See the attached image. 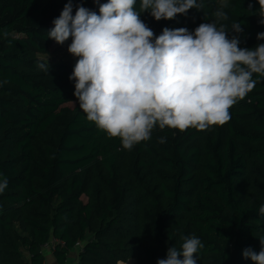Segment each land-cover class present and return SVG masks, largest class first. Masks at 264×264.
<instances>
[{
    "label": "trees",
    "instance_id": "obj_1",
    "mask_svg": "<svg viewBox=\"0 0 264 264\" xmlns=\"http://www.w3.org/2000/svg\"><path fill=\"white\" fill-rule=\"evenodd\" d=\"M67 2L0 0V182L7 179L0 264H46L44 247L52 241L59 264L75 248L77 264H157L190 236L204 245L197 264H253L242 253H258L264 240V78L253 75L255 88L225 124L157 127L150 140L125 150L80 109L69 79L75 63L38 68L47 63L40 55L50 53L48 32ZM201 2L172 20L156 21L149 12L141 19L156 36L165 27L193 32L227 5L229 38L237 36L241 48L264 43L257 39L264 32L258 0ZM72 3L73 15L80 4L99 12L93 0Z\"/></svg>",
    "mask_w": 264,
    "mask_h": 264
},
{
    "label": "clouds",
    "instance_id": "obj_2",
    "mask_svg": "<svg viewBox=\"0 0 264 264\" xmlns=\"http://www.w3.org/2000/svg\"><path fill=\"white\" fill-rule=\"evenodd\" d=\"M99 12L76 6L68 0L54 19L48 38L63 45L77 58L70 80L74 95L87 120L107 134L119 138L131 150L151 139L155 128L206 130L231 118L230 109L264 78V43L254 49L241 48L237 36L229 38V19L223 5L211 23H201L193 32L165 27L159 36L141 19L149 12L156 21L172 20L190 9H200L197 0H93ZM260 23L264 24V0H258ZM251 7V5H250ZM234 32L241 24H231ZM264 40V32L257 34ZM48 71L49 62H38ZM165 143L164 137L159 139ZM7 179L0 182V192ZM258 214L264 216V204ZM257 253H242L253 264H264V240ZM204 247L196 236L183 237L178 250L168 248L157 264H197L196 253ZM182 257V258H181Z\"/></svg>",
    "mask_w": 264,
    "mask_h": 264
},
{
    "label": "rangeland",
    "instance_id": "obj_3",
    "mask_svg": "<svg viewBox=\"0 0 264 264\" xmlns=\"http://www.w3.org/2000/svg\"><path fill=\"white\" fill-rule=\"evenodd\" d=\"M225 1L226 0H218V4H223ZM70 43L71 40H69L67 43L63 45L57 44L55 42L50 49V53L45 55H40V57L45 60H47L48 57V61H64V62L76 63L77 58L71 55L67 50ZM130 264H137V263L134 260L131 261Z\"/></svg>",
    "mask_w": 264,
    "mask_h": 264
},
{
    "label": "crops",
    "instance_id": "obj_4",
    "mask_svg": "<svg viewBox=\"0 0 264 264\" xmlns=\"http://www.w3.org/2000/svg\"><path fill=\"white\" fill-rule=\"evenodd\" d=\"M44 253H45V262L46 264H59L54 256V251L51 249L50 244L45 245L44 247ZM77 259H78V249L75 248L74 250L71 251L69 254L66 264H77ZM135 259H130L127 262L134 261ZM136 261V260H135ZM126 263L120 261L119 264Z\"/></svg>",
    "mask_w": 264,
    "mask_h": 264
},
{
    "label": "built area",
    "instance_id": "obj_5",
    "mask_svg": "<svg viewBox=\"0 0 264 264\" xmlns=\"http://www.w3.org/2000/svg\"><path fill=\"white\" fill-rule=\"evenodd\" d=\"M55 242L56 241H52V243L50 244V246H51V249L54 251V245H55ZM81 244L80 243H78L77 244V246H80Z\"/></svg>",
    "mask_w": 264,
    "mask_h": 264
},
{
    "label": "bare ground",
    "instance_id": "obj_6",
    "mask_svg": "<svg viewBox=\"0 0 264 264\" xmlns=\"http://www.w3.org/2000/svg\"><path fill=\"white\" fill-rule=\"evenodd\" d=\"M122 264H130V262L122 263Z\"/></svg>",
    "mask_w": 264,
    "mask_h": 264
}]
</instances>
